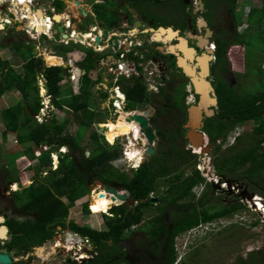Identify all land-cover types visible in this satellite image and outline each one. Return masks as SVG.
I'll list each match as a JSON object with an SVG mask.
<instances>
[{
	"label": "flooded vegetation",
	"instance_id": "1",
	"mask_svg": "<svg viewBox=\"0 0 264 264\" xmlns=\"http://www.w3.org/2000/svg\"><path fill=\"white\" fill-rule=\"evenodd\" d=\"M73 1H78L80 3L81 8H78V16L80 18L76 17L72 12H70V15L74 22H77V19L80 20L77 33L81 34L78 38L83 39L84 42H91V46L86 49H91L94 52L96 70L100 69L106 72L111 66H116L120 59V53L124 51L126 54V61L130 59L136 66L143 65V70L147 73L155 72L153 75L156 82L153 84V87L149 89L152 104L148 105L143 111L136 110L135 113L140 115L145 113L147 116L150 115L148 120L155 133V138H157L155 143L156 154L155 156H149L148 153H146L149 148L147 142L139 139L138 136H131L132 140H134L143 151L141 152V149L138 150L137 148H133L134 151L138 153L141 152V161L138 165H132V163H130V169L127 170H131V173H134L143 169L146 164L154 162L155 171H159L160 174L165 175L158 180V193L153 194L149 201L142 200L149 204L147 208L140 210V201L134 200L133 196L129 192L124 191L122 186L117 182H109L106 184L102 178L98 179L96 175L85 180L87 175L86 171L82 172V178L83 181L86 182L90 193H97L100 191V193H97V196L101 195L102 192L104 194L106 188L127 192L129 201L125 206L121 207L128 208L129 215L141 213L144 216L143 223L134 227L129 233L128 238L117 246V248L120 249V253L117 254L114 264H166L165 241L161 239L158 243L151 242L147 233V229L153 228L152 223L158 219H160V221L158 220L157 222V224H159V233L164 232L167 226H169L171 232L176 229V225L171 224L172 210H170V202L167 203L164 201L162 195L164 197L172 195L174 187L183 185V183L185 186L197 170L201 172L197 166L198 158L202 156H214L215 159L220 156L228 157L232 151L235 150L234 148L239 139L244 137L248 138V131H246L245 126L242 125L236 127V129L243 128V132L234 145L230 144V137L236 129L229 132L225 137L220 138L217 142H214L207 132V128L209 120L217 117L221 112L222 105L219 89L221 90L222 86L225 88L228 86L235 90L236 93L242 94L240 76H248L249 71L253 67H257L258 69L262 68L264 70L262 62L260 63V57L263 56L264 58V53L258 54L256 49L252 50L249 44L243 43L240 44L243 48V54H238V56H240V68L235 67L232 62L231 51L236 44L235 41L238 38L244 39L243 37L246 35L244 32L248 29H246V27L244 28L242 25L238 27V22L240 20L239 12H241L239 0L235 2L237 8H234L233 3L231 4L232 0H170L169 2L158 4H149L141 2L140 0ZM88 5L91 8L90 12L84 8L85 6L88 7ZM97 7L103 12L109 13L108 20H112V25L106 24L103 20L101 21L98 18L95 12ZM159 9L161 11H157ZM84 11L86 15L83 14ZM158 13H167L173 19L172 22L167 23L168 25H161L165 28L172 27L173 31L177 32L170 41L167 40V36L163 34V36L158 34V37L160 36L162 40L154 39L155 34L153 35L149 31L150 28L159 30L161 27L159 25L155 26L156 20L154 14L156 15ZM45 14H48V11H46ZM135 16L138 18L134 19ZM13 17L14 20L18 21L15 16ZM61 21L63 22V29L69 38L65 39L62 35L55 34L54 37L52 36V38L49 39L50 42H56L66 47H69L70 44L73 43L78 46L80 43L76 42L75 39L71 37L74 28L73 23L70 27V20L65 18L64 20L61 19ZM138 21L142 23L140 27L135 26ZM8 24L9 23H7V26H10V24ZM21 24L22 23H16L14 28L19 31L18 26ZM87 30H89V32ZM100 31L108 32V36L106 37L103 34L101 37L99 34ZM136 33L137 36L135 38L133 34ZM56 35H59L60 40L56 38ZM122 35L129 36L127 43L130 47L128 49L125 47L119 52L120 47L118 46L116 50L115 41H119V39L123 40ZM85 36H88V39H85ZM110 36H114L115 40H113L114 38L109 39ZM92 38H95V40L93 41ZM98 38L99 43H97ZM181 39H184L186 43H183V47L187 46V49L196 51V57L193 62L188 60L187 54L185 55L180 48L182 46ZM235 46H237V44ZM171 48H175L177 52L171 53L169 51ZM224 48H226L228 52L223 58ZM74 52L79 54L80 62L83 61L86 53L82 51ZM179 57L185 59L189 64L196 66V70H198L199 73L204 71L201 64L203 63L202 61L209 60L210 76L208 79L215 88L218 105L213 104L210 106V110L215 111L214 116H208L206 113L204 114L205 125L202 132L205 133L207 137L205 144L211 147V151L208 154L202 152L197 153V150L189 143V129L186 127L190 122L189 109L199 104L200 96L197 94L192 81H190V79L185 76L182 69L178 67ZM77 67H79V65ZM100 74L102 75V73ZM262 88H264V84H262ZM248 125L253 126L251 124ZM136 129L137 132H139L138 127ZM113 147L120 152L123 160H127L126 157L132 155L129 154L131 149L130 146L129 149H127L128 147H126V145H113ZM67 151V155H70L71 159H75L76 164H78L79 159L81 160L83 152H85L86 157L89 156V153L83 148L81 151L75 153L70 151L67 147ZM179 153L186 158L187 163L185 165L181 164ZM61 156L63 159V155ZM169 157L173 158L172 162H168ZM195 163L197 164L195 165ZM16 164L17 163L14 162L13 164L7 163L6 165L0 166V219H3V221H0V230H2V227H5L7 230L4 237L0 238V255H8L11 259V263L9 264H38V262H40V264H50L52 259L60 255V253H62V255L65 254L64 251L61 252L59 248L61 246H58L57 243L59 242L56 243V240L64 243V235L69 231L67 229L63 230L62 227L57 228L55 237L44 245V253L42 252L40 254V252L38 253L36 251V248L39 247L33 248V237H30V233L36 229L38 215L36 213V204L33 203V197H30V194L26 193L25 190L33 187L37 180L33 177L29 179ZM166 168H170L171 171L167 173ZM188 171L191 172V175H188ZM52 172L53 171L50 170V172L46 171L42 173L38 176V181L39 178L46 179L50 175L53 178L54 175ZM43 175L45 176L43 177ZM127 175H129V173ZM210 175L213 176L212 178L220 177V180L226 182L229 188L227 190H219L220 193H226L229 197L223 201L221 199H212V197H214L212 193L215 192L216 195H219L214 181H212L211 184L206 183L205 187L204 185L202 186L206 189H204V195L212 201L213 204H210V206H213L214 210L222 205L227 206V204L228 207H232L238 204L240 199H254L255 196L259 195L257 190H253L245 181L237 180L231 177V175L222 174L219 176L218 170L215 169L214 172L211 170ZM25 180L26 182H24ZM40 183L47 184L46 182ZM167 184L169 187L166 189ZM92 187L94 188L93 190ZM232 187H237L241 193L233 192ZM183 189L184 188H182V191ZM192 193L197 195L196 188ZM232 196H234L236 200L230 201L229 199L232 198ZM106 198L110 200L111 196L107 195ZM113 208L119 207L118 205H114ZM113 217L114 215H111V218ZM69 223H71V221L68 219L66 224L68 225ZM211 231L212 228H210L209 232ZM110 243L112 244V242ZM92 246V252L87 250L91 253V255H89L91 256L90 259L81 258V255H74L76 257L73 259V262L67 260L62 264H99V258L96 254L97 248L94 245ZM158 246L162 248L163 257L154 252L155 248ZM26 247H28V249H26ZM52 248L56 249L55 253L52 252ZM42 256H44V258H42Z\"/></svg>",
	"mask_w": 264,
	"mask_h": 264
},
{
	"label": "trees",
	"instance_id": "2",
	"mask_svg": "<svg viewBox=\"0 0 264 264\" xmlns=\"http://www.w3.org/2000/svg\"><path fill=\"white\" fill-rule=\"evenodd\" d=\"M140 1L149 4H158L160 2V0ZM236 1L238 0H232L231 2L234 8H237ZM55 6L59 13L65 8L62 1H57ZM95 12L101 21L103 20L106 24L112 25V20H108L109 13L103 12L98 7ZM248 22L250 26L246 34H251L256 26H260L264 30V0H262L261 8H252ZM242 24L243 21L239 20L238 27ZM12 31L15 32L16 29L13 28ZM235 43H247L252 50L257 49V46L252 45L251 42H245V39L238 38ZM11 45L21 51L22 46H25L22 42H14L9 47ZM30 47V56L25 53L17 54L23 59V63L20 66L21 70H17L9 60L0 58V64L7 65V68L4 65L5 69H1L2 74H4V80H1L0 83V96L13 90H17L22 96L16 105L7 108L0 107V115L5 128L3 131L4 140H7L10 134L15 135L17 143L27 147L25 153L30 160H38L36 171L39 175L46 172L45 170H51L53 165L52 155L57 153L61 147H68L70 151L75 153L83 148L89 153V156L86 157L85 152H83L78 164H76L75 159H71L70 155H63V159L60 155V165L58 170L56 169L52 172L54 176L51 182L41 184L37 180L33 187L25 190L26 193L30 194V197H33V203L36 204V213L38 215L36 229L30 233V237H33V248L47 244L55 237L57 228L62 227L63 230L67 229L82 238L88 239L97 248L96 254L99 258V264H114L117 254L120 253V249L117 246L128 238L134 227L143 223L144 216L141 213L129 215L126 207L111 209L110 200L103 197L99 199L101 211L98 212L93 204L91 205V211L93 215L103 213L104 230L98 231L81 227L74 222L67 225L70 210L75 206V203L90 194L86 182L83 181L82 172H87L85 180L96 175L98 179L102 178L106 184L117 182L124 191L129 192L133 196L134 200L140 201V210L147 208L149 204L142 200L149 201L153 194L158 193V180L165 175L160 174L159 171L156 172L154 162H151L146 164L143 169L134 172L130 176L128 175V177L123 173L124 175L119 174L115 178H105L104 174L106 171L114 169L109 166V162L118 156V150L109 146L105 142V138L98 132L100 131L99 127L105 124L108 117L101 110V104L108 98V94L98 95L97 85L102 82V78L99 75L100 77L97 80H93L90 76V73L96 70V60L91 49L85 52V58L78 63L79 67L85 71V75L80 79L79 90L74 92L71 97V108H68V112L73 114L74 118L72 119L78 129L84 128L90 132L92 131L89 137L91 141L90 148L88 149L78 142V138L74 137V135L65 133L72 124L69 119L59 123L56 117H52L49 122L44 121L39 124L35 116L43 108L42 98L39 94L41 76L49 85V94L54 104L58 101L63 91V84L61 83L66 77L70 76V73H65L64 68L59 66L63 61L56 56H51L46 61L47 65L53 67H46L44 60L37 57L33 53V47ZM66 52L70 53L72 50L67 49ZM227 52L228 50L224 48L223 58ZM259 70V73L264 75V70L262 68ZM120 85L127 95L128 108L130 110H142L152 104L151 94L146 86L138 81L124 79L120 81ZM219 91L221 94V112L220 115L209 120V123L212 122L208 123L207 128L212 140L217 142L229 132L234 131L237 126H242L243 124L255 125V130L248 135V138L239 139L234 148L235 150L232 151L230 156L216 157L215 165L218 173L220 176L222 174L235 175L242 170L245 175L241 178L235 177V179L245 181L246 184L251 186L253 190L256 189L259 195L264 198V89L258 90L256 93L239 94L228 86L226 88L222 86ZM61 108L66 110V106L62 105ZM83 139L81 138V141ZM113 139L114 128L111 125L108 135V140L111 144ZM42 145L47 147L48 150L45 151L42 147V154L37 158L34 148L38 150ZM179 160L182 165L187 163L186 158L181 153H179ZM172 161L173 158L169 157L168 162ZM166 169L167 173L171 171L170 168ZM206 183L207 181L202 173L197 170L194 176L185 184L186 187L183 183V185L173 188L172 195L166 197L162 195L164 201L170 202V210H172L171 224L176 225V229L171 232L169 226H167L164 232L159 233V224L157 222L160 219H158L155 221L156 223H152L153 228L147 229V233L151 242L158 243L161 239L165 241L166 264L177 263L179 259L177 241L179 238L203 225H214L222 222V220L235 218L237 214L249 209L248 204L241 202V200L232 207H228L227 204V206L222 205L215 210L213 206H210V204H213L212 201L206 196L201 202L197 203V195L192 192L195 188H201ZM182 188H184L183 191ZM64 199L67 200L68 204L63 201ZM89 207V204L84 205V214L90 215ZM107 212L108 215L104 214ZM111 215H114V217L111 218ZM236 227L237 225H233L231 228ZM154 252L163 257L160 246L155 248ZM260 255L261 252L250 253L249 259L244 264H255L256 259ZM259 263L263 264L262 261H259Z\"/></svg>",
	"mask_w": 264,
	"mask_h": 264
},
{
	"label": "rangeland",
	"instance_id": "3",
	"mask_svg": "<svg viewBox=\"0 0 264 264\" xmlns=\"http://www.w3.org/2000/svg\"><path fill=\"white\" fill-rule=\"evenodd\" d=\"M10 2V0H8ZM43 5H47L48 4H53L55 5L57 1H62L64 3L65 0H39ZM170 0H160L159 3H166L169 2ZM240 1V10H241V14L239 15L240 20L242 19L244 21V24H246V29L248 28L249 22L247 21L249 19V14L252 10V8L256 7V8H261L262 7V0H239ZM17 2L19 3V0L16 1L14 0L12 2V6H10V3H8V7L11 8L16 15H18V19L21 18L23 16V14H26V11H29V9L26 10V8L24 7H20L21 3L19 6H15L14 3ZM65 6L68 5V7L64 6L65 9L59 13L57 10H55V8H53L55 10V13H59L63 16V20L65 18H67L68 16V20L70 19L71 22L73 23L75 28H79L80 23L74 22L72 16L70 15V12H72L76 17L80 18L79 15V11H78V7L75 6L74 3H70V2H66L64 4ZM75 6V7H73ZM73 7V8H72ZM77 7V8H76ZM44 8H47L45 6L38 8L37 6H33V9L31 11V13L33 12V17L34 15V11H37L38 13H40L42 15V17L45 19V13L46 11H48V15L51 16L52 10L48 9V10H44ZM85 10L89 11V9L91 10V8L87 6L84 7ZM83 8V9H84ZM26 11H25V10ZM157 11H161L160 9ZM42 12V13H41ZM9 15V14H8ZM47 15V16H48ZM7 16V14L5 13H0V29H3L4 25H3V19ZM37 16V13H36ZM8 18V16L6 17ZM38 18V16H37ZM154 18L156 20V25L155 26H161V25H167V23H170L173 21L172 17L167 14V13H162V14H154ZM39 19V18H38ZM9 20L11 21L12 19L9 18ZM35 21V20H34ZM33 20L30 22H26L23 23V25L21 26V28H19V31L17 32H13L12 30L7 31V36L4 37L6 32H0V58L2 60H9L11 62V64L17 69V70H21L20 66L23 63V59L21 57H19V55H17L18 53H25L26 55H31V52L29 51V49L31 48L30 46L33 47V53H35V55L39 58H42L44 60L45 66L46 67H50L49 65L46 64V60L49 57H59L62 59L63 63H74L73 64V68H71L70 70V76L66 77L64 80V84L63 85V91L58 99V101L54 104H52V98H51V102L49 103V110H47L46 112L48 113V115L50 116V118L52 117H56V119L58 120V122H62V121H66V120H70L72 121V124L70 125L69 130H66L65 133H70L71 135H74V137L78 138V142H80L81 144H83V146H85L86 148H90V135L91 132L88 131L87 129L84 128H80L78 129V126L74 125V121L72 118L73 114L68 112V108H71V97L74 94V92H77L78 89H74V83H75V79L77 78V73L75 71L76 67L78 66V63L74 60L73 56H70V54H72V52L74 51H82V52H86L88 49H86L87 47L91 46V42L85 43L84 45H80L78 44V46H76L74 43L70 44L69 47H66L64 45H59L56 42L51 43L50 40L48 39L49 37H54L55 35V30L57 29V25L53 26V28L48 29V33L47 34H41L40 32L42 30H46V28L41 29V25L37 26L35 29L39 32H34L33 30L29 29L28 27L30 26V24L32 23ZM13 27L16 26V22H13ZM20 23V22H19ZM47 23V22H46ZM61 25H62V21H60ZM20 26V25H19ZM18 26V27H19ZM250 26V25H249ZM2 27V28H1ZM43 27V25H42ZM23 28V30H22ZM34 28V27H33ZM260 28V26H256L253 30L251 34H246L243 38L245 39V42H251L252 45L257 46L256 51L258 52V54L260 53H264V30L262 28H260V30H258ZM249 31V28L244 32L247 33ZM46 36V37H45ZM56 38L60 40L59 35H56ZM48 39V40H47ZM24 43L25 46H22V51L21 50H17L15 49V47L13 45H11L9 47L10 44L12 43ZM1 43H3L1 45ZM4 45V46H3ZM236 45V44H235ZM233 46V50L232 52V62L234 63V66L237 68H240L241 64L239 63L240 61V56H238V54H243V48L240 44H237V46ZM7 46V47H6ZM251 46V45H250ZM67 49H71L72 52L71 53H67ZM254 50V49H253ZM77 53V52H74ZM69 54V55H68ZM49 60V59H48ZM262 62V65L264 66V58L263 56L260 57V63ZM5 64H0V83L1 80L3 81L4 79V74H2V70L1 69H5L7 68V65ZM146 68V67H145ZM144 68V69H145ZM140 72H144V70L140 69ZM260 70L257 67H253L250 71L248 76H240V80H241V92L242 94H250V93H256L258 92V90H263L264 88H262V84H264V75H262L261 73H259ZM15 73H17L15 71ZM102 73L103 75V79L102 82L98 83V88L99 90H97L98 95L100 94H104V91L107 93V91L109 92V90L112 87V82L113 79L112 77H109L105 71H101L100 69L97 70H93L90 73V76L93 80H96L99 76V74ZM6 75V74H5ZM102 75L100 74L101 78ZM14 76V74H13ZM99 76V77H100ZM42 77V76H41ZM43 80V78L41 79ZM135 81H138L139 83H143L140 79H136ZM43 82V81H41ZM63 83V82H62ZM61 83V84H62ZM153 82H149V85L151 87H153ZM149 86V89H150ZM44 93V98L43 101H47V95ZM112 95V94H111ZM113 96V95H112ZM21 95L19 92H17V90H13L11 92H7L5 94H3L2 96H0V106L1 107H12L14 105H16L18 103V101L21 100ZM98 99V98H97ZM112 98L110 97V100ZM49 101V100H48ZM60 101V102H59ZM44 103V102H43ZM92 103V101H91ZM66 106V110H63L61 108V106ZM107 108V104L103 105L101 107L102 111L104 112V110ZM137 111H143L137 109ZM108 115V112H106ZM125 112H122V114ZM112 115L110 114V116L108 115L107 120L109 121L106 126L105 124L101 125L99 127L100 132L102 131L103 136L105 137V142L109 145L110 141L108 140V135L110 133V126L112 124H115V126L118 128L119 133H125L127 132V129L125 128V124L123 123V121H125V118L123 117V115L118 116L114 119L111 120ZM122 121H121V120ZM45 120L49 121V118H46ZM38 121V120H37ZM38 123H41L38 121ZM245 126V130L248 131L247 134H252L255 130V125L254 126H249L248 124L244 125ZM4 126H3V119L0 115V166L2 165H6L7 163L13 164L14 162H16L17 166L21 168V171L23 173H25L29 179H31L32 177L35 178L36 180H38V176H40L36 169H37V165H38V160H30V158L25 155V149L27 148L25 145H21L19 143H17L16 141V137L15 135H9L7 137V140H4L3 138V131H4ZM68 129V128H67ZM131 133H133L131 131ZM81 138L83 139L81 141ZM116 138V137H115ZM115 146H120L123 145L126 147H128L127 149H129V146L132 147V150L134 151L133 148H137L138 150L141 149L137 143H135L134 140H132L131 135L128 136H123L120 137L118 136V138L116 139L115 142L112 143V145ZM134 144V145H131ZM230 144H233V142H230ZM105 146V145H104ZM106 147V146H105ZM42 148V147H41ZM41 148H39L38 150L36 148L35 152L37 153H41ZM107 149V148H106ZM130 149L129 154L132 151ZM141 152L143 151L142 149L140 150ZM135 155L134 157H138L137 159V163L139 164L140 162V155L138 152L135 151ZM197 153H200V151H197ZM68 151H67V147H61L58 151V153L56 155H54V157H52L53 161H57V157H59V155H67ZM121 156L118 155L116 158H114V160H118ZM213 159H214V164H213ZM120 160V159H119ZM112 168L113 165H109ZM115 168H117V165ZM198 169L201 170V172L203 173V177L206 179L207 184H211L212 181H214V183L216 184V190L217 192H219V190H227L228 188V184L226 182H222L220 180V177H214L210 175V172L212 170V172H214V169H216L215 167V157H201L198 158ZM202 168V169H200ZM55 168L54 166H52L51 171H53ZM121 170L123 171L124 174H128L129 176L132 175L133 173H131V170H126L124 168H121ZM120 169H108L106 171V173L104 174L105 178L107 179H111V178H115L116 175H122V171ZM50 172V170H45ZM123 174V175H124ZM188 175H191V172L188 171ZM245 173L241 170L238 171L235 175H231V177H237V178H241L242 176H244ZM45 175H43L44 177ZM220 176V174H219ZM128 177V175H127ZM52 180V176L50 175L49 177H47L46 179H41L39 178L40 182H46V183H50ZM216 181V182H215ZM26 182V181H25ZM206 186V184L204 185V187ZM169 187V185H166V189ZM94 188L92 187V190ZM204 189L205 188H201L197 191V199L196 202H201L202 199H204L205 195H204ZM206 190V189H205ZM208 190V188H207ZM232 191L233 192H237V193H241L239 192V189L237 187H232ZM206 192V191H205ZM97 193H100V191H98ZM97 193L93 192L90 193L88 196L84 197V201H79L78 203L75 204V206L70 210L69 213V220L71 222H74L75 224L81 226V227H86V228H90L93 230H104L105 225H104V218L102 217V214H98V215H93L92 211H91V205L93 204V201L95 199V206L98 208L100 207V203H99V198L101 195L97 196ZM103 194V192H102ZM212 199H221L223 201H225V199L229 198L227 196L226 193H220L219 195H216V193H212ZM236 200V198L234 196H232V198H230V201ZM241 202H245L246 204H248L249 209L245 210L244 212H241L239 214H237L235 216V218L232 219H227V220H222V222L218 223V224H214V225H210L212 228H214V231L209 232L207 230H200L197 233H193L190 232L188 234H186L184 237H181L178 239L177 241V250L179 252V259L177 261L176 264H244V262H246L249 259V255L250 253L252 254L253 252H261V255L258 256V258L256 259V263L255 264H261L259 263V261H262V263L264 264V207H261L259 204L261 203L264 206V198L261 195H257L254 197V199H249V198H245V199H240ZM66 204H68L67 200L64 199L63 200ZM83 204H89L90 208V215H86L83 213V208L82 205ZM187 204V203H186ZM189 204V203H188ZM109 211V210H108ZM233 225H237L236 228H231ZM69 235H72V238L74 239V241H78V238L75 237L73 234H71L70 232H67L64 235V241L67 243V240L69 239ZM64 242V244H65ZM58 244V243H57ZM80 244V243H79ZM66 245V244H65ZM67 246V245H66ZM61 252H65V254L62 255V253H60V255L56 256L55 258L52 259L50 264H62L64 263V261L67 260H71L73 262V259H75L76 256H74L75 254H77V250H68L66 247H64V245L62 247H59ZM65 248V249H64ZM67 251H72L70 252V254L67 253ZM80 254V253H78ZM180 260V261H179Z\"/></svg>",
	"mask_w": 264,
	"mask_h": 264
},
{
	"label": "water",
	"instance_id": "4",
	"mask_svg": "<svg viewBox=\"0 0 264 264\" xmlns=\"http://www.w3.org/2000/svg\"><path fill=\"white\" fill-rule=\"evenodd\" d=\"M68 2H72L74 3L78 8H81L80 3L78 1H73V0H66ZM38 11V10H37ZM39 12V11H38ZM37 12V13H38ZM13 13L15 14V12L13 11ZM42 13V12H41ZM84 15H86V12L84 11L83 13ZM43 15V14H42ZM61 14L57 13L56 15L53 16V21L54 23L57 25V29L56 32L59 35H62V37H64L65 39L69 38V36L65 33L63 26L60 23V20H56V17H60ZM44 17V16H43ZM138 17H134V19H137ZM141 22H137L135 24L136 27H140L141 26ZM22 25H20L18 28H21ZM30 29V27H28ZM23 30V28H22ZM31 30L34 31V29L31 28ZM44 31V30H42ZM41 31V32H42ZM89 32V30H87ZM150 33H152L154 35V39H156L157 33L159 31H163L166 33V36H170V34H173L174 36L177 34V32H174L172 27H160L159 30H154L153 28L149 29ZM35 32V31H34ZM37 33H39L38 31H36ZM40 32V33H41ZM46 32V31H45ZM104 35L107 37L108 36V32H104ZM181 41L185 43L184 39H181ZM97 43H99V38L97 39ZM115 48L116 50L118 49V41H115ZM186 48V54L188 57V60H190L191 62H193L194 58L196 57V51L193 49H187L186 47H183V49L185 50ZM171 53L175 50H169ZM74 57L75 59L79 60V54L78 53H74ZM200 59V58H198ZM185 59L179 57L178 59V67L180 69H182L183 73L185 74V76L190 79V81H192L197 94L200 96V101L199 104L197 106H192L189 109L190 112V122L187 124V129H189L188 132V139H189V143L191 144V146L196 149L197 151H200L204 154H208L211 151V147L206 145V135L205 133L202 132L203 127H204V119H205V113L208 116H214L215 115V111L210 110V106L214 105H218V99L216 96V92H215V88L213 87L212 83L209 81V76H210V65H209V60H206V62L201 63L202 67L204 69V71L202 73H199L198 70H196V66L189 64L188 62L184 61ZM109 63V61H108ZM110 64V63H109ZM61 67L64 68L65 73H69L68 69L69 68H73V64L71 63H62L61 65H59ZM76 73H77V78L75 79V87L74 89H78L79 88V80L81 78V76L85 75V71L82 70L79 67H76L75 69ZM44 87L46 88L47 92L49 93V85L47 82H44ZM209 105V107H208ZM149 117L150 115L147 116V114H133L130 115L125 122H127L128 124H134L135 127H138L140 129V133L138 138L141 140H145L149 146L148 150L146 151V153H148L149 156H155L156 154V148H155V143L157 138H155V133L153 131V128L151 127L150 123H149ZM103 186V184H102ZM111 196L110 201L112 202V206L111 209L113 208V206H117L121 207V206H125L128 201H129V195L127 192L124 191H118L115 189H109L106 188L104 191V194H101L100 198H103L106 196ZM134 205V204H133ZM0 221H3V219H0ZM2 230H6L5 227H2ZM0 230V238L1 237V231ZM36 251L40 254L45 251V246L36 248ZM52 252L55 253L56 249L52 248ZM37 253V254H38ZM52 255V254H51ZM50 256V255H49ZM42 258H44V256H42ZM0 263L1 264H9L11 263V259L8 255L6 254H1L0 255ZM38 264H40V262H38Z\"/></svg>",
	"mask_w": 264,
	"mask_h": 264
},
{
	"label": "built area",
	"instance_id": "5",
	"mask_svg": "<svg viewBox=\"0 0 264 264\" xmlns=\"http://www.w3.org/2000/svg\"><path fill=\"white\" fill-rule=\"evenodd\" d=\"M14 0H10V2L8 0H0V7H3V8H0V13H5L4 12V9L8 8L10 11L12 10L11 8L8 7V3H10V5H12V2ZM55 1V0H54ZM67 2V1H66ZM53 9V8H52ZM51 9V10H52ZM52 13L51 16L48 15V14H45L46 16V20H47V25L49 26L48 29L50 28H53V26L55 25L54 21H53V16L57 14V12L55 13V10L53 9L52 10ZM28 14L31 13V12H27ZM36 13L37 11H34V17H35V24H39V20L36 16ZM7 14V13H5ZM16 15V14H15ZM48 15V16H47ZM18 21L14 20L12 18V21H16V23H22L21 20L18 19V17L16 16L15 17ZM22 20L24 21L23 23H26V22H31L29 20V18L26 16V14H23V16L21 17ZM26 18V19H25ZM12 21L9 20V18H4L3 19V24L4 22L5 23H9L11 24ZM37 21V22H36ZM56 26V25H55ZM68 26H69V23H68ZM70 27H71V24H70ZM32 29H34V31L36 32L37 30L35 28L32 27ZM93 30H96V29H93ZM56 32V30H55ZM47 34L48 33V30L45 32V31H42L41 34ZM49 34V33H48ZM57 34V33H55ZM77 32L76 31H72L71 33V37H73L75 39L76 42L80 43V44H83L85 45L86 42L83 41V39H79V38H76ZM100 36L102 37L104 32H101L100 31ZM91 36V35H90ZM111 38H114L110 36L109 39ZM92 40L94 41L95 38H92ZM121 52V51H119ZM125 57H126V54L123 52L120 53V59L117 63V65H113L111 66L110 68H108V70L106 71V74L109 76V77H112L113 79V82H112V87L111 89L109 90V92L107 91V93L104 91V94H108V100H110V97L112 98L110 100L111 102V112H112V115L114 118L118 117V116H121L122 115V112L124 111L126 114V119L130 116V115H133V114H137L135 112H131L129 109H128V100L125 96V93L122 89V87L120 86V81L121 80H128V81H132L133 79L136 80V79H140L142 82H153L155 84L156 82V79L154 77V73L155 72H151V73H147V72H140V69L143 70V65H135L133 63L132 60L128 59L127 61L125 60ZM97 80V79H96ZM150 86V85H149ZM151 88V86H150ZM97 90H99L98 86H97ZM40 91H41V95L42 97L44 98V93L43 92H46L45 94L47 95V101H42V104H43V108L41 109L40 113L38 115H36V119L39 121V122H44L46 118H49L50 116L48 115V113L46 112L47 110H49V103L51 102V95L47 92L46 88L44 87V84L43 82H40ZM113 96H112V95ZM49 100V101H48ZM44 102V103H43ZM124 117V115H123ZM125 118V117H124ZM125 119V120H126ZM106 126V125H105ZM139 130V133H140V129L138 128ZM243 132V128H237L233 134L231 135L230 137V142H233V144L231 145H234L238 139V137L240 136V134ZM117 139V138H116ZM116 141V140H115ZM114 141V142H115ZM132 145V144H131ZM134 145V144H133ZM134 147V146H132ZM131 147V149H132ZM45 150H47V148L45 147ZM37 156H40L41 153H37L36 154ZM54 155L56 154H53L52 157H54ZM57 157V161H53V166L54 168L56 169L57 168V165H58V156ZM125 161V160H124ZM127 162H125V164L123 165V167L125 166L127 169H130V164H127ZM91 209V208H90ZM93 213V212H92ZM210 228H212L210 225L209 226H201L197 229H195L193 231V233H197L199 232L200 230H207L209 231ZM75 237L78 238V241H74V239L72 238V235H69V239L67 240V243L65 242V245L64 243H61L59 242L58 243V246H63L66 247L68 250H77L78 253L80 254H75L76 256L78 255H81V258H86V259H90L91 256V253L87 250H92V245L88 239L86 238H80L78 237L77 235H74ZM80 243V244H79ZM65 249V248H64ZM70 252L72 251H67L68 254H70ZM92 252V251H91ZM180 261V260H179Z\"/></svg>",
	"mask_w": 264,
	"mask_h": 264
},
{
	"label": "crops",
	"instance_id": "6",
	"mask_svg": "<svg viewBox=\"0 0 264 264\" xmlns=\"http://www.w3.org/2000/svg\"><path fill=\"white\" fill-rule=\"evenodd\" d=\"M16 1H18V0H16ZM21 3V0H19V4ZM66 3V1H64V4ZM10 6H12V5H10ZM22 6V3H21V5H20V7ZM33 6H37L38 8H41V7H43V6H45V7H47V8H44V9H46V10H48V9H52V8H55V10H57V8H56V6L55 5H53V4H48V6L47 5H43L39 0H28L27 1V5H26V7L27 8H29V11H26L25 13H26V16L28 15V13L27 12H31L32 11V9H33ZM67 7H68V5H66ZM65 6V7H66ZM76 6V5H75ZM75 6H73V7H75ZM72 7V8H73ZM0 8H3V7H0ZM65 9V8H64ZM4 12L5 13H7V16H8V18H10V19H12V18H14L13 16H15L16 17V15L13 13V10H9L8 8H6V9H4ZM88 12H90V9H89V11ZM9 14V15H8ZM32 14H33V12H32ZM6 16V17H7ZM62 16V15H61ZM5 17V18H6ZM62 18H63V16H62ZM67 18H68V16H67ZM66 18V19H67ZM70 20V19H69ZM12 21V20H11ZM77 21H79V23H80V20L79 19H77ZM14 21H12V23L10 24V26H7V23H5L4 22V27H3V29H0V32H6L5 33V35H4V37L5 36H7V31H11L13 28V23ZM1 24V23H0ZM70 24L72 25V22H71V20H70ZM9 25V24H8ZM2 28V27H1ZM5 28H6V30H5ZM42 29V28H41ZM18 30H19V28H18ZM46 31V30H45ZM72 31H76L77 32V28H73V30ZM16 32H17V30H16ZM137 32V31H136ZM81 33H77L76 34V38H78V36L80 35ZM133 36L136 38V36H137V33L136 34H133ZM122 37H123V40H121V39H119V51H122V49H124L125 47L128 49L130 46L128 45V40H129V36H127V35H122ZM52 37H49L48 36V39H51ZM117 38V37H116ZM113 40H115V37H114V39ZM7 47V46H6ZM81 54H84V53H81ZM69 55V54H68ZM74 53H72V54H70V56H73L74 57ZM74 60L76 61V62H80V60H77V59H75V57H74ZM72 64H74V63H72ZM70 68L68 69V71L70 72ZM40 81H43V83L44 82H46V80L45 79H43V80H40ZM80 83V82H79ZM63 85H65L64 84V81H63ZM74 87H75V83H74ZM21 95V94H20ZM19 102V101H18ZM105 104H107V108L104 110V112H105V114L107 115V113L106 112H108V115L110 116V114L112 115V112H111V110H112V108H111V102H110V100H108V98L107 99H105V101L101 104V107L103 106V105H105ZM1 107V106H0ZM1 108H4V107H1ZM7 108V107H6ZM102 110V109H101ZM124 112V111H123ZM122 115H124V117H125V119H126V114H122ZM113 119V115H112V117H111V120ZM115 119V118H114ZM109 121L108 120H106V122H105V125L108 123ZM3 126H4V124H3ZM112 126H113V128H114V139H113V142L116 140V138H118V136H119V138L121 137V135H120V133H119V130H118V128L115 126V124H112ZM99 132V134L101 135V136H103V133H102V131L100 132V131H98ZM104 137V136H103ZM116 137V138H115ZM114 145V144H113ZM113 145L111 144V143H109V146H111V147H113ZM141 153V152H140ZM140 153H139V155H140ZM25 155H27L26 153H25ZM118 155H120V152L118 151ZM121 156V155H120ZM141 156V155H140ZM121 158V159H120ZM118 160H112V161H110L109 162V165H113V167H114V169H121V168H123V165L125 164V162H126V160L124 161L123 159H122V157H120ZM140 161H141V159H140ZM58 165H59V161H58ZM58 165H57V167H58ZM114 165H117V168H115L116 166H114ZM132 165H138V163L137 162H135V163H132ZM99 199H101V198H99ZM80 201V200H79ZM79 201H77L76 203H78ZM81 201H84V199H81ZM75 203V204H76ZM81 205H82V208L84 207V205H86V204H83V203H81ZM93 206L97 209V211L98 212H100L101 211V207H96L95 206V199H94V201H93ZM90 208V207H89ZM110 209V208H109ZM103 214V213H102ZM104 214H106V215H108V212L107 213H104ZM69 231V230H68ZM70 232V231H69ZM70 233H72V232H70ZM73 234H75V233H73ZM57 242H60L59 240H56V243Z\"/></svg>",
	"mask_w": 264,
	"mask_h": 264
},
{
	"label": "bare ground",
	"instance_id": "7",
	"mask_svg": "<svg viewBox=\"0 0 264 264\" xmlns=\"http://www.w3.org/2000/svg\"><path fill=\"white\" fill-rule=\"evenodd\" d=\"M27 1H28V0H21L22 7L26 8V10L29 9V8L26 7V5H27ZM14 5H15V6H19L20 4L17 3V2H15ZM22 7H21V8H22ZM24 10H25V9H24ZM32 15H33L32 13H29V14L27 15V17L29 18L30 21L33 20V22H32L33 24H30V26H29L30 29H31L32 27L36 28L37 26H40V25L42 24L43 27H42V25H41V28H42V29L46 28V31H47V30H48V27H49V26L47 25V23H46V22H47V20H46L47 18L45 17V19H44L40 13H37V16H38V18H39V19H38V20H39V21H38L39 24L36 25V24H35V21H34V20H35V17H33ZM17 16H18V15H17ZM20 19H21V22H24V21L22 20V18H20ZM25 19H26V18H25ZM55 19L61 21L62 16H60V17H56ZM36 22H37V21H36ZM30 23H31V22H30ZM44 25H45V26H44ZM158 34H160V35L163 34V35L166 36V33H165V32H163V31H159V32L157 33V36H156V39H157V40H162V38H161L160 36L158 37ZM163 35H162V36H163ZM160 38H161V39H160ZM173 38H174V35H173V34H170V36H167L166 39L170 41V40H172ZM85 39H88V36H85ZM118 46H119V41H118ZM180 48L183 50L184 53L186 52V49H185V50L183 49V42H182V46H181ZM170 50H175V51H173V52H177L175 48H171ZM185 55H186V53H185ZM54 57H55V56H54ZM46 61H48V59H47ZM184 61L187 62L186 60H184ZM202 62L204 63V62H206V60H205V61H202ZM208 107H209V105H208ZM120 120H121V119H120ZM121 121H122V120H121ZM123 123L125 124V128L127 129V132L120 134L121 137L131 135V131L133 132V134H136V135L139 134V132H137V129H136L137 127H135L134 124H133V125H132V124H128V123L125 122V121H123ZM136 139L138 140L137 137H136ZM131 150H132V149H131ZM130 154H132L131 156L128 157L129 160H130V162H131V163H135V162L137 161V159H138L137 156L134 157V155L136 154L135 151L132 150ZM139 159H141V156H140ZM110 204H111V206L113 205L111 201H110ZM259 205H260L261 207H264L261 203H260ZM5 232H6L5 230H2V231H1V237H4Z\"/></svg>",
	"mask_w": 264,
	"mask_h": 264
},
{
	"label": "clouds",
	"instance_id": "8",
	"mask_svg": "<svg viewBox=\"0 0 264 264\" xmlns=\"http://www.w3.org/2000/svg\"><path fill=\"white\" fill-rule=\"evenodd\" d=\"M241 14V12H239V15ZM17 16V15H16ZM240 19V18H239ZM19 20H21L20 18H19ZM242 20V19H241ZM243 21V20H242ZM16 22V21H15ZM20 24V23H19ZM21 25H23V23L21 24ZM242 26L245 28L246 27V24H244V21H243V24H242ZM161 27H164V26H161ZM165 28V27H164ZM154 30H156V29H154ZM157 31V30H156ZM50 67H53V66H50ZM71 69V68H70ZM99 77V76H98ZM43 77H41V79H42ZM81 78H82V76H81ZM80 78V79H81ZM40 79V80H41ZM44 79V78H43ZM103 79V78H102ZM39 80V94H40V97L42 98V101H43V97H42V95H41V91H40V81ZM133 81V80H132ZM47 82V81H46ZM79 82H80V80H79ZM63 84V83H62ZM144 86H146V88H147V90H148V92H149V82H143L142 83ZM121 86V85H120ZM122 87V86H121ZM123 89V88H122ZM78 90H79V88H78ZM125 93V92H124ZM125 96H126V98H127V95H126V93H125ZM128 100V99H127ZM53 104V103H52ZM43 105V104H42ZM128 106H129V102H128ZM129 109V108H128ZM130 110V109H129ZM131 112H135V111H132V110H130ZM35 119H36V116H35ZM49 120H50V117H49ZM36 121H37V119H36ZM45 121H48V120H45ZM126 121V120H125ZM38 122V121H37ZM49 122V121H48ZM43 123V122H42ZM39 124H41V123H39ZM131 136H139V134L138 135H136V134H133V133H131ZM105 138V137H104ZM41 147H43V149L45 150V147L42 145ZM40 147V148H41ZM47 148V147H46ZM42 149V148H41ZM47 150H48V148H47ZM42 151V150H41ZM46 151V150H45ZM58 153V152H57ZM57 153H53V154H57ZM41 154H42V152H41ZM35 155H36V152H35ZM41 156V155H40ZM40 156H37L36 155V157L37 158H39ZM58 159H60V155H59V157H58ZM126 162H127V164H130L131 162H130V160H129V158H128V156L126 157ZM60 161V160H59ZM126 164V165H127ZM53 166V165H52ZM124 169H126L127 170V168L124 166L123 167ZM57 169V168H56ZM56 169H54V170H56ZM53 170V171H54ZM202 173V172H201ZM202 175H203V173H202ZM201 188H204V187H201ZM201 188H197L196 190H199V189H201ZM206 226H209V225H206ZM212 231H214V228H212ZM211 231V232H212ZM71 234H73V233H71ZM73 235H77L78 237L80 236V235H78V234H73ZM81 237V236H80Z\"/></svg>",
	"mask_w": 264,
	"mask_h": 264
}]
</instances>
